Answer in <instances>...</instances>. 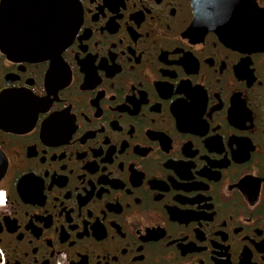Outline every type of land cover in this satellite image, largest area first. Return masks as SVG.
<instances>
[{
  "label": "flooded vegetation",
  "instance_id": "flooded-vegetation-1",
  "mask_svg": "<svg viewBox=\"0 0 264 264\" xmlns=\"http://www.w3.org/2000/svg\"><path fill=\"white\" fill-rule=\"evenodd\" d=\"M23 12L0 17L17 24L0 31V263L264 264V49L205 30L193 0Z\"/></svg>",
  "mask_w": 264,
  "mask_h": 264
},
{
  "label": "water",
  "instance_id": "water-1",
  "mask_svg": "<svg viewBox=\"0 0 264 264\" xmlns=\"http://www.w3.org/2000/svg\"><path fill=\"white\" fill-rule=\"evenodd\" d=\"M240 0H193L197 20L205 25V30L211 29L225 42L235 46H244L250 50L264 49V13L256 10L253 5V0H248V27L244 28V20L241 16L240 10H237L236 3ZM65 0H2L0 6V17L8 21L17 20L25 17L23 12L26 9H53L56 13L57 25L59 17L63 16L60 13L61 3ZM61 11V10H60ZM36 15L37 14H32ZM68 18V16H67ZM75 17H73V25L61 28L58 26V36L66 33L65 37H70L71 32L75 29ZM16 23V22H15ZM14 23V24H15ZM6 27V28H5ZM17 24L14 27H7L2 22L0 23L1 33L15 34ZM36 30V28H35ZM64 37V38H65ZM246 45H242L247 43ZM61 49V45H60ZM12 55L20 53L19 47H8L4 49ZM42 50V49H41ZM14 99L15 95H10Z\"/></svg>",
  "mask_w": 264,
  "mask_h": 264
},
{
  "label": "built area",
  "instance_id": "built-area-1",
  "mask_svg": "<svg viewBox=\"0 0 264 264\" xmlns=\"http://www.w3.org/2000/svg\"><path fill=\"white\" fill-rule=\"evenodd\" d=\"M0 264H2V262Z\"/></svg>",
  "mask_w": 264,
  "mask_h": 264
}]
</instances>
